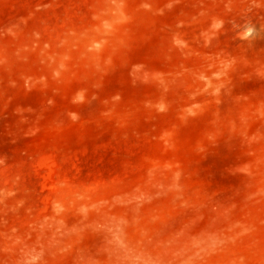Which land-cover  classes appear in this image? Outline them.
Returning a JSON list of instances; mask_svg holds the SVG:
<instances>
[{"label":"rangeland","instance_id":"rangeland-1","mask_svg":"<svg viewBox=\"0 0 264 264\" xmlns=\"http://www.w3.org/2000/svg\"><path fill=\"white\" fill-rule=\"evenodd\" d=\"M0 264H264V0H0Z\"/></svg>","mask_w":264,"mask_h":264}]
</instances>
